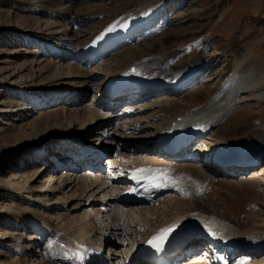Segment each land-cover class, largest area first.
<instances>
[{"label":"rangeland","instance_id":"rangeland-1","mask_svg":"<svg viewBox=\"0 0 264 264\" xmlns=\"http://www.w3.org/2000/svg\"><path fill=\"white\" fill-rule=\"evenodd\" d=\"M170 1L164 0L159 3L158 0H74V3L69 6L66 0H0V109L6 107V104L21 107V102L29 107L23 113L18 112V115H14L12 117L14 120L0 118V261H3L4 264L10 262L14 253L20 256L21 264H34L31 260L33 254L28 253L29 250L22 247L26 245V242L22 240L32 235L35 239L31 242H34V244L40 243L38 248L40 255H35L36 259L41 262L39 264H60V259H64L68 252L65 251L64 246L58 244V240H61L64 245V243L72 241L73 236L77 235L75 228L68 230L64 227L60 232V226L55 224L53 216L45 211L44 206L50 203L49 201L54 197L37 195L36 186L42 182L44 175V173L40 174L38 172L40 167L42 168L46 164L50 165L47 162L51 161L49 153H52L45 147V151H42L40 155V152L36 153L40 150L38 146L43 145L44 141L54 134L69 133L73 129H80L84 124L85 126L90 124L88 125L89 128L94 129L96 135L100 131L105 132L104 134L113 133L114 131L117 132L116 134L124 133L120 130L121 119H119V116L121 115L118 114L123 107L129 104L128 102L118 103L115 105L117 107L113 112L102 117L97 113L90 118L86 115L88 111L84 113L78 111V114H71L69 118L70 125H66V119L62 120L60 113L49 106L54 104L55 101L43 104L44 107L48 106L46 108L39 109L38 107L41 106H34L32 102L35 100L34 98H37L38 101L40 99H50L49 97H52L53 93L61 88V83L67 81L60 78L52 80L55 70H58V66L53 64L57 59L53 55L42 53L46 46L45 48L39 46L31 40L32 38L29 39L22 35L20 37L18 33L25 31L31 33L38 29H41L43 33L65 29V31H62L72 41L71 43H65L66 47L77 50L83 45H90L91 41L103 34L107 27H112L109 34L115 33L116 36H121L128 30L130 32L135 31L131 36L132 38L121 41L118 47L113 50L114 52L102 56L101 59H97L89 65L83 64L82 68L85 70H83V73L86 74L92 70L98 69L103 72L106 69V72L113 71L112 73L115 75L133 59L153 62L155 65L151 67H154L156 71H162V67L166 65L169 70L175 72L176 75L178 74L179 78L185 77L188 70L202 66L198 75L186 77V80L182 81V87H180V84L177 91L174 92L166 88L145 99L147 103L169 101L163 110L157 112V117L155 116V123H161L162 125L166 124L168 117L174 114L173 109L178 111L189 110L209 101L215 90L229 80L231 72L239 65L243 57L251 58L254 62L261 63V65L264 64V0H185L181 5H178L179 7H172L169 4ZM151 2L154 4L148 15L150 17L149 22H144L140 19L142 16L137 15V8ZM161 8L170 10L166 20L162 23L161 17L155 16ZM180 15L189 16L183 22V20L176 18ZM146 25L149 26L145 27ZM137 27H140V29L136 31ZM27 35L32 36V34ZM53 38L55 37L50 39ZM54 42L57 43L56 39H54ZM11 49L15 51H11ZM82 57L69 56L67 60H64L66 62H59V65L63 66L60 67V70L64 72L69 69L62 63L69 62L72 66L74 62V64H81ZM16 66H20V68ZM54 66L56 68H53ZM226 67L228 71L220 80V73ZM58 72L60 73V71ZM70 86L72 85L70 84ZM15 88L27 90L24 94H27L28 97L19 98V93H14L16 92ZM93 94L91 88L89 91L87 89V93L82 94L81 99L77 98L78 101L75 100L74 108L80 110V107L87 106L92 100ZM94 106L96 107L95 102ZM238 107L239 110H237V113L235 112L236 114L234 113L235 115L233 114L232 118L228 115L206 135L207 138L209 137L208 139L205 138L204 142L192 143L191 147L195 149L217 148L220 151L226 145L236 143L252 134H263L264 100L250 101ZM157 109L159 107L155 110ZM103 111L106 113V110ZM46 112H49V116ZM148 114L149 112L135 113L127 119L136 120L141 116L146 117ZM64 116L68 118L69 115L65 112ZM9 123L14 126H10ZM91 137L95 138L93 135ZM99 138L100 141L92 140L93 144L104 142L103 138L100 136ZM105 139L110 144L101 147V155L98 157L99 164L105 157L114 155L117 149V145L112 143V138L107 137ZM203 143L206 144L203 146ZM196 151L198 152V149ZM65 153L60 152V157ZM40 156L42 157L40 158ZM240 158H249L248 161L252 160L249 164L250 167L243 165V168L239 169L241 171L237 173L218 175L216 171L218 167L215 164L212 167L214 170L207 171L208 176L211 178L210 188L206 190L209 198L194 199L196 195H193L194 192L190 191L191 188L188 187L182 197H170V201L173 203L172 206L162 201L159 210L153 212L152 216L149 217L151 219L150 228L161 225L164 219H170L172 211L176 208L183 211L196 203H201L207 206L214 215L231 222L234 221L233 223L242 232L264 235V182L261 181L264 177V150L259 151L258 155L254 157L248 155L240 156ZM5 160L11 167L2 166L6 163ZM24 162H28V166L24 165ZM85 166L84 163L83 167L77 170V173H82L83 168H86ZM172 166L175 167L176 165L173 164ZM258 168L262 169L263 174L251 177L250 171ZM59 170L62 171V168H59ZM17 171L22 175L20 178L18 176L15 179L6 181V176ZM173 172L179 174L182 170L175 168ZM35 177H37L36 180H34ZM16 184H24L23 189L18 188L20 185L16 186ZM28 184L31 186L30 189H26ZM65 190L69 194L73 189L69 191L67 187ZM75 195L74 198L78 197L80 193L77 191ZM83 195L81 200H78V198L71 200L69 198L66 204L67 209H69L79 203L77 214L73 212L69 216L70 219L75 221L76 225L80 219L81 223L86 224L82 214L86 212L84 208H86L85 204H87L88 196ZM94 196L90 207L97 209L99 205L94 203V199L97 198L99 202H101V199ZM25 198L29 201L34 199L42 206L29 205L27 203L29 201ZM194 200L196 201L194 202ZM30 217H35L39 223L55 231L58 230L59 233H52L51 237L55 236V238L48 236L46 239H42L41 237L46 236L44 235V229L39 225L35 226L37 227L35 230H31L29 228L32 225L29 224L22 230L21 225L30 223ZM90 217L91 215L88 213L87 218ZM65 229H67V232ZM102 230L97 229L94 233L93 230L92 238L98 237L97 231ZM104 232L105 230H103ZM142 236L144 237L145 234H141V239ZM16 238L21 242H14ZM100 243L101 253H103L104 260L107 261L106 241L103 236L100 237ZM127 245L129 243L125 241L121 247ZM10 247L11 250H9ZM31 249H35V247ZM49 252L55 253L58 259L55 258L56 260L54 259L53 262L49 261L47 256ZM187 257L188 255L181 257L178 264H187L189 262ZM76 259L74 262L80 263ZM116 261V264H124L121 255L117 257ZM108 263H114V260L112 259Z\"/></svg>","mask_w":264,"mask_h":264},{"label":"bare ground","instance_id":"bare-ground-1","mask_svg":"<svg viewBox=\"0 0 264 264\" xmlns=\"http://www.w3.org/2000/svg\"><path fill=\"white\" fill-rule=\"evenodd\" d=\"M163 1L158 0L159 3ZM184 1L171 0L169 4L172 7H177ZM66 3L71 6L74 0H66ZM153 4V2L145 3L137 8V15L142 16L140 17L142 21L149 22L150 17L148 15L153 8ZM169 11L161 8L160 12H156L155 16L161 17L162 23L166 20ZM188 16L180 15L176 18L184 22V19ZM148 26L146 25L145 27ZM111 28L107 27L103 34L91 41L92 43L90 45H83L77 50H71L69 49L70 47H66L67 45L65 43H71L72 41L62 31H65V29L45 33L41 32V29L31 33H26L27 31L18 33L20 37L22 35L29 39L32 38L31 40L39 46H44V48L46 46V49L42 53L45 55H53L57 59L53 64L58 66V70H55L52 80L60 78L61 80L64 79L67 81L61 83V88L55 91L53 95L50 94L52 95V97H49L50 99H40L38 101L37 98H34L35 100L32 101L34 106H41L38 107L39 109L46 108L48 106L44 107L43 104L49 101H55L54 104L49 106L60 113L62 120L66 119V125H70L69 118L71 114H78V111L81 113L88 111L85 114L90 118L93 114L96 115L97 113L102 117L106 116L107 113L110 114V112H113L117 107L115 106L116 104L121 102L129 103L118 114L121 115L119 116V119H121L120 130L124 131V133L118 131L120 134H116L117 132L113 130L115 133L104 134L105 132L100 131L96 135L94 129L89 128L88 125L90 124L86 126L84 124L78 130L73 129L69 133L62 132L56 135L54 134L47 138L43 145L38 146L40 150L36 151V153L40 152L41 155L42 151H45V147L48 151H52V153H49L51 155V161L47 162L50 165L46 164V166L40 167L38 172L40 174L44 173V175L42 182L36 186L37 195H48V197L50 195L52 198L54 197L49 201L50 203L44 206V209L53 216L52 218L55 224L60 226V232L64 227L68 230L75 228L77 234L73 238L71 237L72 241L64 243V245L61 240H58V244L64 246L65 251L68 252L64 259H60V264H116L119 255L122 256L124 264H155L140 259L138 252L143 247L148 246L150 248L152 244L149 242L153 241L154 237L163 236L162 241H167L173 235H179V239H183V241L176 251L170 253L165 258L167 264H178L179 262L177 260L187 255L189 257H187L189 261L187 264H264V235L242 232L233 223L234 221L231 222L214 215L207 206L201 203H196L186 209L184 208L185 210L183 211L177 208L174 209L172 211L173 213L171 212V218L164 219L163 223L155 228H150L151 219H149L153 212L159 210L162 201L172 206L173 203L170 201V197H182L185 191L188 190V187L191 188L189 189L190 191L194 192L193 195H196L194 199L197 198V200H200L203 197H208L206 190L210 188L211 178L208 176L207 171L214 170L212 169L213 165L217 164L218 168L216 171L218 175L232 172L237 173L241 171L239 169L243 168V165L250 167L249 164L252 162V160L248 161L249 158H240V156L249 155L254 157L258 155L259 151L264 150V133L247 136L245 139L237 141L236 143L226 145L220 151L217 148H197V153V149H189L191 143L197 141L204 142V139L207 138L206 135L217 127L228 115L232 118L237 113V110H239V105L254 100H264V64L261 65V63L254 62L251 58L243 57L239 65L231 72L229 80L225 81L215 90L209 101L189 110L178 111L173 109L174 114L168 117L166 124L162 125L161 123H155V116L159 110H163L168 105L169 101H153L147 103L145 99L153 96L159 90L166 88L174 92L177 91L180 84V87H182V81L184 82L186 77L198 75L202 66L188 70L185 77L179 78L177 76L178 74L176 75L175 72L169 70L166 65L162 67V71H156L154 67H151L155 65L153 62L133 59L115 75L112 73L113 71L106 72V69L103 72H101L102 70L96 69L87 74L83 73V64L89 65L91 62L101 59L102 56L116 49L121 41L132 38L131 36L135 33L133 30L132 32L128 30L125 34L116 36L115 33L109 34ZM138 29L140 27H137L136 31ZM27 34H32V36ZM13 37L17 38L16 36ZM52 37L55 38L50 39ZM54 39H56L57 43L54 42ZM13 50L11 49V51ZM69 56L75 58L83 56L82 62L81 64H74V62L73 66L69 62L62 63L65 64L64 66L66 68H69L68 71L65 70L62 72L60 67L63 66L59 65V62H66L64 60H67ZM17 68H20V66ZM53 68L56 67L54 66ZM227 71V67L223 69L220 73V80ZM90 88L94 94L89 104L80 107V110L79 108H74L75 100L78 101L79 98L81 99L82 94L87 93V89L89 91ZM15 90L16 92L14 93H19V98L28 97L27 94H24L27 90H20V88H15ZM94 102L96 103V107L94 106ZM17 104L19 105V103ZM20 104L21 107L6 104V107L0 109V118L13 119L12 117L18 112L23 113L24 110L29 109L24 103L21 102ZM70 106L73 107L71 108ZM158 107L159 109L155 110ZM102 110H106V113L104 111L103 113ZM65 112L66 114L68 113V118L64 116ZM147 112L149 114L146 117L141 116L136 120L127 119V117H131L135 113L141 114ZM11 125L14 126L13 124ZM91 135L95 138H92ZM99 136L103 138L102 140L104 142L102 144H99V142L93 144L92 140H101ZM107 137L115 141H112V143L117 145V149L114 155L105 157L99 164L98 157L101 155V147L105 146V144H110L105 139ZM205 144L203 143L202 145L204 146ZM160 146H162V149L159 148ZM161 150L167 153L175 151V153L173 156L164 155L161 154ZM60 152L67 153L60 157ZM37 156L39 157V155ZM195 160L197 163L199 161L200 165H197L194 162ZM84 163L86 168H83L82 173L78 174L77 170L83 167ZM87 163H90L88 167ZM162 163L167 166H161L160 164ZM202 163L204 166L201 167ZM4 164L2 166L11 167L7 162ZM169 164L176 166H169ZM24 165L28 166V162H24ZM59 168H62V171ZM139 168L157 170V174L151 179H148V176L137 178V176L130 175V172ZM175 168L182 170V172L175 174L173 172ZM17 173L18 171L6 176V181L22 176L21 173ZM262 174L263 171L260 168L250 171L251 177ZM36 179L37 177L34 178V180ZM261 181L264 182V177ZM166 184L169 185L166 186ZM19 185L16 184V186ZM23 185H20L18 188L23 189ZM67 187L69 191L73 189L69 194L65 190ZM30 188L31 186L28 184L26 189ZM77 191L80 195L74 198ZM83 194L88 196L87 204H85L86 208H84L86 212L82 214V218H85L86 224L81 223L80 219L76 225L75 221L70 219L69 216L73 212L77 214V211H79V203L69 209H67L66 204L69 198L71 200H76L77 198L81 200V197L84 196ZM94 195L101 199V202L97 198L94 199V203H98L99 205L97 209L90 207ZM27 200L29 201V199ZM27 203L29 205L42 206L34 199ZM59 211L64 212L60 213ZM88 213L91 215L90 218H87ZM29 219L31 220L30 223L21 225L22 230L29 226V224L32 225L29 228L31 230H35L37 228L35 226L39 225L44 229V235L46 236L41 237L42 239H46L48 236L51 237L53 232L55 234L59 233L58 230L55 231L54 229L45 227L35 217H30ZM61 227L63 228L61 229ZM67 229H65L66 232ZM95 229H103L105 232L103 233V230L100 232L97 231L98 237L93 239L92 231L94 230V233L96 231ZM206 231H208V235L211 237L210 240L203 237ZM166 232L167 234L165 235ZM141 234H145L144 237L142 236V239L140 238ZM40 235L43 236L42 234ZM101 236L106 241L107 261L104 260L103 253H101ZM51 238H55V236ZM33 239H35L34 235L23 239L22 241H25L26 245L22 247L28 249V253L33 254L31 256L32 262L39 264L41 262L36 259L35 255H40L38 250L40 243H32L31 241ZM15 241L16 243L21 242L17 238L14 239ZM125 241H128L129 245L121 247ZM154 242L160 241L157 240ZM33 247L35 249H31ZM11 249L10 247L9 250ZM17 255L14 253L8 264H21L22 260ZM47 256L48 260L52 262L57 258V255L53 252H49ZM76 258L80 263L74 262ZM112 259L114 263H108ZM0 264H4V262L0 261Z\"/></svg>","mask_w":264,"mask_h":264},{"label":"snow or ice","instance_id":"snow-or-ice-1","mask_svg":"<svg viewBox=\"0 0 264 264\" xmlns=\"http://www.w3.org/2000/svg\"><path fill=\"white\" fill-rule=\"evenodd\" d=\"M166 234H167V232L165 233V235H166ZM157 240H159V241L162 242V240H163V236H161V237H154V238H153V241H150L149 243L152 244L153 247H155V248H157V249L159 250V248H160V243H155V242H154V241H157Z\"/></svg>","mask_w":264,"mask_h":264}]
</instances>
